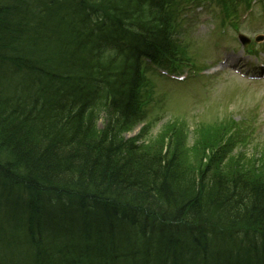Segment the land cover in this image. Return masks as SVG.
Segmentation results:
<instances>
[{
	"label": "trees",
	"instance_id": "1",
	"mask_svg": "<svg viewBox=\"0 0 264 264\" xmlns=\"http://www.w3.org/2000/svg\"><path fill=\"white\" fill-rule=\"evenodd\" d=\"M42 1L47 8L44 14L35 12L30 16L23 17L24 13L16 9L10 11L14 2H20V0H0V46L4 51L11 47L14 49L20 42V35L23 33L27 42L31 44L30 46L38 51V55L32 57V65L50 73V61L53 57L57 62L54 70V74L57 75L58 69L62 71L63 65L58 68V60L55 52L51 51L52 47L46 48L39 43L38 37L41 33L32 31L34 28L32 23L38 20H48V23L53 27L51 33L57 39L64 41L67 31L62 21H68L70 18L79 19L80 6L72 7L69 0ZM30 2V0H25L29 7H34L33 2ZM55 24L58 26L57 29L54 28ZM71 44L75 45L73 40ZM59 49L57 50L59 54H57L65 58L67 53L62 51L64 48ZM122 49L123 47H117L103 61L99 60L97 63L98 68L116 80L115 85L109 89L111 95L115 88L124 90L127 95L132 93L128 103H132L133 106L127 107L126 104L118 100L119 104L114 96L112 104L107 106V109L112 110L115 116L122 117V120L119 118V122L123 121L127 124L131 120H140L144 115L140 97H142L141 89L145 83L139 68V56L126 61ZM152 49L154 50L155 47ZM7 58L2 59L0 64H7ZM7 65H9L13 79L23 74L21 69L14 68L10 64ZM89 66L96 70L93 63H89ZM126 66L137 71L140 77L134 81L128 77L123 80L122 85L121 73L126 69ZM35 76L39 77L40 75L37 73ZM103 79L113 83L110 79ZM66 84L72 86V84ZM80 86V90L85 87L92 88L91 85L83 83H80ZM129 89L136 92L137 97ZM0 92L6 94L4 98H8L10 92L20 94L21 90L14 83L3 85L0 79ZM94 101L91 100L89 106ZM3 108L6 107L2 100L0 101V133L3 137L0 140V148L6 154L21 159L23 173L28 175L30 181L22 183L14 179L15 176H11L10 173L11 171L16 172L14 170H10L0 177V210L11 208L17 204L25 196L27 190L30 193L34 189L39 190V188L52 190L50 185H56L52 183L55 181V177L62 183H68V180L71 179H67L65 176L70 171L75 173L72 177L73 181H71L73 184L70 185L82 189L84 193L81 192V194L84 196L96 193L97 195H91H95V198H104L108 197L110 192L116 196L110 199L111 202L100 205L112 207L102 215L89 214L104 224L105 233L102 230L98 233L92 225L85 222V229L90 230L92 235L88 236L87 240L79 239L73 244L77 251L80 252L82 248L87 251L89 256L97 254V251L103 254L106 264H116L127 254L135 252L138 240L141 239H144L152 249L157 251L171 246L185 247L192 252L197 261L207 264L214 257L213 253L205 246H201L200 236L195 234L189 226L186 233L180 232V227L185 224V221L191 222V218L199 217V219L209 220L220 225L222 223L232 225L243 222L238 215L242 208H256L257 212L264 216L262 213L264 210V177L256 176L253 172L254 167L241 166V168L234 169L228 163L221 165V161L217 160V155L211 153L208 137L202 142H198L191 150L179 145V136L176 142L172 141L174 136L169 137L168 142L157 138L155 145L150 143L142 145L140 135L129 139L115 136L117 140L110 151L104 147L108 143L110 135L89 132L86 136L77 135L65 143L57 142L58 139H55L53 134L48 133L45 136H40L23 124L10 122L5 118L6 114L2 113ZM123 147L128 148L130 154L120 157ZM125 181H128L130 185L124 186ZM111 183L118 186L108 187L107 185ZM152 187H156V189ZM121 190L127 191L132 196L131 201L124 200L125 198L123 199L119 195ZM104 194L106 195L104 196ZM121 199L136 204L149 203L154 207L156 204L162 206V203H171L177 210L174 214L165 215V217H171V220L183 223L178 227L173 224L165 225V228L160 233H156L154 238H148L139 229L131 227L130 229L129 226L117 224L119 221H115V219L120 215L117 210L125 204ZM22 200L24 201V199ZM31 202L32 200H28L24 205L32 206ZM24 205H19L20 212ZM32 209H34V205ZM143 211L146 212V210ZM153 212L161 215L158 211ZM129 216L137 218L138 223H141V213ZM5 217L6 215H3L2 219ZM17 229L21 231L23 226L20 225ZM203 240L206 241L205 238ZM46 250L50 259L65 255L64 246L62 247L56 240L53 243H47ZM235 250L237 253L242 251L239 246ZM39 251H42L41 247ZM102 252L108 254L112 252L114 255L108 256ZM52 264L57 263L53 262Z\"/></svg>",
	"mask_w": 264,
	"mask_h": 264
},
{
	"label": "bare ground",
	"instance_id": "2",
	"mask_svg": "<svg viewBox=\"0 0 264 264\" xmlns=\"http://www.w3.org/2000/svg\"><path fill=\"white\" fill-rule=\"evenodd\" d=\"M72 1L73 0H69V2ZM119 1L120 0H82L81 1L80 12L84 15H93L96 17L99 13L109 14L110 22L107 25L105 31H103L105 25L102 22L96 21L93 25V29L103 31L102 40H101L102 47L108 48V42H109L108 34L112 30H116L122 37H125L124 34L125 16L124 15H120L117 17L114 16L116 11L115 6ZM148 4H149V8L151 9H161V7H163L162 6L163 0H148ZM32 8L33 7H29L28 5L24 4L23 0H20V2H14L13 8L10 11L16 9L24 13L25 15H29L32 13ZM40 26L45 27L43 24H41ZM69 26L74 27L73 18H70L68 20L66 28L69 29ZM149 30L150 32L153 31L152 28ZM40 33L41 34L38 37L39 43L42 46H45L46 48H49V46L52 47L51 50L52 52H57L59 48H63L67 46V43L65 41L50 37L52 33H51V29L49 28L42 29ZM30 45L31 44L27 42V39L25 38L24 34L21 33L20 42L17 44V46H15L14 49L13 47H11V49L8 48L6 51H4L0 46L1 48L0 61L8 57L6 61L7 64H10L14 68H19L23 71L22 75L16 76L13 79V83L16 86H18L21 90L20 94H17L15 92H10L9 97L4 98L6 94L0 92V101L3 100L6 107L2 109V113L6 114L5 118L10 122L23 124L25 127H29L32 132H34L35 134H39L40 136H45L48 133L53 134L54 138L58 139L57 142H62V143H65V141L66 142L69 141L71 138H75L77 135L78 136L88 135L89 132L91 131L92 126H94L100 131L110 134V136L108 137V143L104 147H106L107 150L111 151V148L113 147L115 140H117L116 137H119V133H117L116 131L115 123L111 122L106 127H99L98 125L90 121L88 118H86L80 111L86 109L91 103V95L89 88L87 87L83 88L78 95L82 100L80 107L74 105L64 106V104H59V100L61 98H68L70 95L78 91V86L62 87L61 85L65 84V82L71 79H77L79 82L86 85H91V86L97 85L98 79L102 75L101 69L99 68V70H93L84 67L87 65V63H94L98 66L97 61L92 57L76 56L77 49L70 47L65 58L62 59V63H63L62 71L58 69V73L57 75H55L54 70L56 69L57 62L54 60L53 57L52 60L50 61V73L43 69H39V68L37 69L32 65V57L38 55V51ZM110 48L117 49V47L114 45L110 46ZM140 50H144L150 54H153L152 45L139 49H134L132 47L126 46L123 47L122 52L125 55V60L130 61L137 57ZM4 73L5 70L0 74V77L4 76ZM37 73L40 75L39 77L35 76ZM128 77H130L132 81H134L135 79L139 78L140 75L137 71H135L131 67L126 66V69L121 73L122 85H123V80L128 79ZM103 81L107 82L108 80H103ZM129 90L130 92H133L132 89ZM131 94L132 93H129L127 95V93L121 89H115L113 92V96L116 98V102L119 103V101H121L124 104H126L127 107L133 106L132 103H128L129 96ZM133 95L137 97L136 92H133ZM2 137L3 135H1L0 133V140L2 139ZM127 154H130V150L128 148L123 147V149L120 151V157L127 156ZM21 163L22 161L20 158L12 157L10 156V154H6L4 150L0 148V174H1L0 177L5 175L8 171L14 170L19 173L17 175L16 172H12V171L10 172L11 176H15L13 177L14 179H17V181L22 183H29L30 178L28 177V175L23 173L24 171ZM74 175L75 173L70 171L69 174L65 176L67 179H71L70 181L68 180L69 184L62 183V181H59L58 178L55 177V181H53L52 183L56 185H50L51 189L52 190L59 189L66 194H76L83 199L90 198L91 200H93L96 197L95 195H97L96 193H90V195L84 197V195L81 194V192H83L82 189L74 185L73 186L70 185L73 184L71 181H73L72 177H74ZM129 185H130L129 182L125 181L124 186H129ZM107 186L114 187L118 185H116L115 183L114 184L111 183ZM152 188L156 189V187H152ZM91 194H95V195H91ZM76 195H66L64 198H66L67 200H73L77 198ZM105 195L106 194H104V196ZM119 195L123 197V199L125 198L124 200H130L132 197L125 190H121V193ZM107 196L108 197L105 196L103 199L106 200L108 203L111 202L110 199L116 197L115 194L112 192H110ZM124 202L125 204L122 205V207L120 209L118 208L117 210L118 214L120 215L116 216L115 221H119L117 223L118 225L121 226L126 225L129 226V228L131 227V228L139 229L148 238H154L156 234V229L151 225L147 224L145 221H143L142 223H138L139 220L135 217L129 216L130 214H133L137 210H147L145 214L148 215L149 217H153L155 215L153 211H158L165 215H171L174 214L177 210L176 207L171 205V203H162V206L156 204L154 207L149 203L142 204L138 202L139 204H136L135 202L134 203L127 201ZM110 208L97 206L95 202L92 206L93 212L97 216L102 215L106 210H109ZM85 209H86V203L82 201V203L79 206H77V210L83 211ZM262 213H264V210L262 211ZM238 215L240 216L241 221H244L245 219H249L253 224L261 228L264 233V216L259 214L256 208L255 209L242 208L239 211ZM72 217L76 218L75 213L72 214ZM81 217L84 222H86L89 225H92V227L98 233H100L101 230L102 232L105 233L106 230L104 228L105 227L104 224L95 220L91 215L87 213H82ZM61 219H65V218H61ZM72 229L74 230V227H72ZM0 230L3 232H9L10 227L4 225L0 227ZM66 231L71 232L69 227L65 223H60L56 228L52 229L53 237L62 247L65 246L70 241L69 239L66 238V233H65ZM187 231H188V225L183 224L180 227V232L186 233ZM90 232H91L90 230H87L83 233H75L72 231V238L74 241H76L79 240L80 238H83ZM50 236L51 235L48 234L47 231L41 230L38 231L35 235H28L21 238L0 239V264H10L11 262L10 253H13V255L22 254L31 259L38 260L39 248L40 247L46 248L45 241ZM246 237H248L249 243L253 248L254 263L264 264V237L258 243L252 242L250 236H246ZM201 246L202 247L205 246L203 238H201ZM80 252L82 254L83 263L85 264H106L105 256L103 254H95L89 256L87 251L82 250V248L80 249ZM104 254L108 256L114 255V253L112 252H109V254L108 253H104ZM180 263L184 264L182 260H180Z\"/></svg>",
	"mask_w": 264,
	"mask_h": 264
},
{
	"label": "rangeland",
	"instance_id": "3",
	"mask_svg": "<svg viewBox=\"0 0 264 264\" xmlns=\"http://www.w3.org/2000/svg\"><path fill=\"white\" fill-rule=\"evenodd\" d=\"M215 9L216 8H213L212 10H206L205 13L209 15ZM255 16H259L257 19L261 20L259 9L256 10ZM252 19L253 16L249 20L252 22ZM255 24L256 23L250 25L252 30ZM259 24L264 26V17L260 23L257 22V25ZM224 77L232 79L233 85L228 89H222L217 85L215 87L209 88L208 91L203 94L183 95L177 104L171 103L169 113H165L163 118H161L159 121H156V125H154V127L150 129L146 135H142L140 138V143L142 145H148L149 143L155 145L154 143L157 138L168 141L169 137L171 136H174L172 141L176 142L177 137L183 135L180 133H185L187 135L188 131L180 127L178 129L177 126L178 122L183 118V111L188 110L190 113L185 116V119L189 124L187 143H189L190 146L186 144L185 146L193 150L196 141L200 143L207 136H211L213 134V125L220 121L217 116L221 110H225V106L228 107V110L234 111L236 114H254L259 118L260 122L263 123L262 129L264 131V83H250V81L253 80V75L252 73H248L247 68H245L241 74L236 73L233 70H229L227 75ZM173 97L174 95L171 94V98ZM200 101L205 103V107L195 111L194 106ZM153 116L154 115L151 117ZM203 126L206 128L202 130L201 128ZM139 129L140 128H137L134 130V132L128 133L127 136L135 135ZM183 139V143H186V137H183ZM252 151L257 150L252 149ZM255 158L258 157L253 153H249V160H246L244 163L240 164L239 168H241L243 164L250 163V160L253 162ZM262 165L264 167V163ZM253 171L256 175L260 173L264 174V169H259L257 167L254 168Z\"/></svg>",
	"mask_w": 264,
	"mask_h": 264
}]
</instances>
